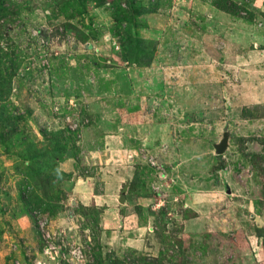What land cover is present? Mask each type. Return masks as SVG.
Wrapping results in <instances>:
<instances>
[{"label":"rangeland","instance_id":"obj_1","mask_svg":"<svg viewBox=\"0 0 264 264\" xmlns=\"http://www.w3.org/2000/svg\"><path fill=\"white\" fill-rule=\"evenodd\" d=\"M0 264H264V0H0Z\"/></svg>","mask_w":264,"mask_h":264},{"label":"water","instance_id":"obj_2","mask_svg":"<svg viewBox=\"0 0 264 264\" xmlns=\"http://www.w3.org/2000/svg\"><path fill=\"white\" fill-rule=\"evenodd\" d=\"M228 137H229L228 134L225 133L223 139L220 141L218 145H216V152L218 154H222L228 147Z\"/></svg>","mask_w":264,"mask_h":264},{"label":"trees","instance_id":"obj_3","mask_svg":"<svg viewBox=\"0 0 264 264\" xmlns=\"http://www.w3.org/2000/svg\"><path fill=\"white\" fill-rule=\"evenodd\" d=\"M4 92H1V94H3Z\"/></svg>","mask_w":264,"mask_h":264}]
</instances>
